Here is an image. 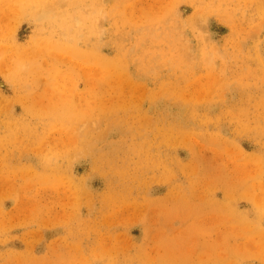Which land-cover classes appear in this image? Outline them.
I'll return each mask as SVG.
<instances>
[{
  "label": "rangeland",
  "instance_id": "1",
  "mask_svg": "<svg viewBox=\"0 0 264 264\" xmlns=\"http://www.w3.org/2000/svg\"><path fill=\"white\" fill-rule=\"evenodd\" d=\"M0 264H264V0H0Z\"/></svg>",
  "mask_w": 264,
  "mask_h": 264
},
{
  "label": "bare ground",
  "instance_id": "2",
  "mask_svg": "<svg viewBox=\"0 0 264 264\" xmlns=\"http://www.w3.org/2000/svg\"><path fill=\"white\" fill-rule=\"evenodd\" d=\"M117 50V49H116Z\"/></svg>",
  "mask_w": 264,
  "mask_h": 264
}]
</instances>
